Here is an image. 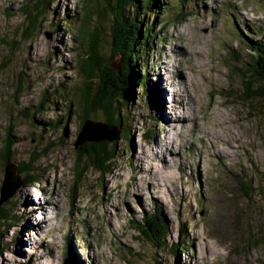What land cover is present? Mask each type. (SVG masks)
<instances>
[{"label": "rangeland", "instance_id": "rangeland-1", "mask_svg": "<svg viewBox=\"0 0 264 264\" xmlns=\"http://www.w3.org/2000/svg\"><path fill=\"white\" fill-rule=\"evenodd\" d=\"M23 1L0 0V185L5 168L1 146L9 125L14 137L9 155L23 163L35 159L31 164L39 181L22 183L7 199L16 204L8 207L20 220L1 238L6 246L0 264H63L65 257L73 264H173V255L155 249L132 222L155 203L168 227L167 243L185 238L179 264H264V99H244L241 75L250 74L249 66L230 56L243 45L235 25L240 31L264 26V0H184L179 21L160 19L156 30L164 42L151 48L148 64L162 89L164 108L151 113L155 121L133 122L129 143L120 131L115 142L122 145L108 172L85 158L77 162L75 116L80 108L72 95L65 97L75 104L64 122L66 138L43 156L29 154L40 129L31 124L28 108L64 75L69 77L65 89L74 97L85 88L105 96L101 88L97 91L102 84L96 69L90 71V84L79 74L69 45L75 32L68 31L62 14L76 11V23L87 12L90 28L101 15V49L111 62L117 50L113 47L112 53L104 34L113 35L112 5L108 0L96 8L95 0H57L50 5L57 15L48 11L45 20L40 17L42 25L29 37L24 36ZM175 2L169 0L171 6ZM86 50L82 55L90 63L91 50ZM247 80L257 85L251 74ZM42 113L64 121L65 111L53 105ZM147 128L154 133L150 139L143 136ZM43 133L52 140L59 136ZM26 225L28 230L11 243Z\"/></svg>", "mask_w": 264, "mask_h": 264}, {"label": "trees", "instance_id": "trees-1", "mask_svg": "<svg viewBox=\"0 0 264 264\" xmlns=\"http://www.w3.org/2000/svg\"><path fill=\"white\" fill-rule=\"evenodd\" d=\"M56 1L57 0L23 1L20 10L24 16V20H28L25 28L27 33H25L24 36L31 37L35 34L34 32L38 31V28L42 25L39 19L43 17L45 20L48 17V11H51L53 15H57L56 8H50V5ZM174 1H177V3L175 2L173 3L174 5L172 4L173 6H171L169 0H108V4L110 6L112 5L113 35L104 34V36H109L108 39L112 46V53L115 52L113 50L114 47L117 50L115 53L119 52L121 54L120 73L109 66V61L106 60L105 54H103V50L101 49L100 34L103 31V23H100L99 26L97 24L90 28L92 17L90 19L87 12L83 17L81 15V22L76 23L74 22L76 11L71 13L65 10L63 12L62 20L63 22L67 21L68 25L66 26L68 31L71 33L75 32L74 36L69 39L71 42L69 45L75 49L73 55L78 59L75 61V64L79 66L78 72L84 76L86 85L90 84L87 80L91 79L93 75L91 69H96L98 71V75H96L98 84H102V87L99 85L97 91H100L101 88V93L105 94V96L100 95L98 92L93 94L90 92L89 88H85L84 91H81V96L77 98L74 97L70 89H68V91L65 89L69 86V83H66L69 77L66 75L56 82L55 87H53L49 93H47V91L50 85H47L38 102L28 108V110H31V117L34 118L31 124L35 128L40 129L37 134L39 137H35V145L29 154L36 155L34 157L43 156L47 154L49 150L62 144V140L66 138L67 132L64 122L68 120L72 110L75 112V108H73L75 106L73 98L77 101L78 107L80 108L75 116L79 121V125L74 142L82 129L84 121L92 119L90 116L91 113L95 115L93 117L95 121L99 118V121L118 125L121 131V134H119L123 136L128 143L132 139L130 131L133 128V122L137 119L150 118L153 120L151 113L161 109L163 95H161L162 89L157 87V81H153L151 78L153 68L148 64V58L151 48L160 42H164V39H162L163 37L160 36V31L156 30L157 23L160 19L166 21L168 16H172L173 20L171 22H176L182 18H179V16L182 15V3L184 0ZM95 4L96 8L97 5L99 6L101 4V0H95ZM175 10H178V12L170 15V11L174 12ZM9 12L8 10L5 11L7 15H9ZM59 22L61 21H53L51 24L53 25L52 28L56 29ZM233 24L234 22H232V26L234 27ZM235 27L243 44L242 51L235 55L230 54V56L236 62L246 60V64L249 66L248 72L254 77L255 81H257V85L250 84L247 80L250 74L245 76L241 75V82L245 89V95H243V97L246 101L254 98L263 100L264 26H257L254 29L250 28L251 30L249 27H246L245 29L248 34L244 33L245 29L240 31L239 26L235 25ZM86 46L87 49L91 50L92 54L91 57H89L90 63H88L87 59L82 55V53H88ZM53 54L56 55V57L58 55L60 56L61 50L56 49ZM57 58L59 59V57ZM238 70H241V68ZM22 76L23 75H20L21 78H23ZM19 84V88H23L21 81ZM68 94L72 95L73 98L69 100L66 99L65 97ZM228 96L231 95L229 94ZM51 104L55 108L65 111L63 116L64 121L55 113L53 116L47 118L43 115V107L46 105L52 106ZM97 112H101L103 116L97 117ZM37 115L39 118H37ZM45 131L57 133L59 135L57 140L48 138V135L44 137L43 132ZM143 136L150 139L154 136V133L150 128H147ZM118 137L116 140H118ZM13 140V128L12 125H9L7 127V135L3 139V144L1 146L3 167H5L7 161L15 162L17 164L16 172L20 175L22 183L25 185L37 183L39 181V175L37 172H33V164H31L35 159L23 163L22 159L14 161L15 159L13 160L12 156L9 155L8 151ZM118 146L117 141L112 144H96L84 141L76 147L77 162L85 158L84 160L91 162L95 167L101 169L105 167L104 170L108 172L111 170L109 166H112V162L118 153ZM84 170L85 168H81L80 171L76 173L77 177L82 176ZM9 202L10 201L5 200L2 204L4 206L0 207V254H2V249L6 246L1 238L8 231L7 228L20 220L17 214L9 211L8 206L13 204L16 206V204L14 202ZM28 214H30L29 211L25 212V216ZM132 222L136 225V229L140 231L143 237L153 244L155 249L158 248L169 251V254L173 255L175 260L173 264H179V256H181L182 252H184L187 247V244H184L185 238L179 236L177 241L170 244L167 243L166 235L168 227L158 203H155L154 207L149 211L143 212L139 221ZM183 228L186 230L185 225ZM25 230H28L27 225L19 234L12 237L11 243L16 244L18 238L22 236Z\"/></svg>", "mask_w": 264, "mask_h": 264}, {"label": "water", "instance_id": "water-1", "mask_svg": "<svg viewBox=\"0 0 264 264\" xmlns=\"http://www.w3.org/2000/svg\"><path fill=\"white\" fill-rule=\"evenodd\" d=\"M106 0H104L105 2ZM98 17V26L100 23H105L104 19ZM105 27V26H104ZM49 36V34H48ZM111 62L109 66L113 69H116L118 73H120V59L121 54L115 53L110 56ZM114 60V61H113ZM120 133V129L118 125L114 123H107L104 121H95L92 119H87L84 121L82 129L78 135V140L75 142V147H78L84 141H88L91 143H107L112 144L115 142L117 136ZM17 164L15 162L7 161L4 168V178L0 185L1 197L0 203L7 200L11 197L14 192L20 187L22 184V180L20 175L16 172ZM63 264H73L70 259L67 257L64 258Z\"/></svg>", "mask_w": 264, "mask_h": 264}, {"label": "bare ground", "instance_id": "bare-ground-1", "mask_svg": "<svg viewBox=\"0 0 264 264\" xmlns=\"http://www.w3.org/2000/svg\"><path fill=\"white\" fill-rule=\"evenodd\" d=\"M245 38V37H244ZM167 82H169V79H167ZM173 91V90H172ZM162 92V91H161ZM164 108V106H161V110ZM240 116V115H239ZM241 117V116H240ZM240 119V118H239ZM238 119V120H239ZM169 126V128H170V130H172V129H174L175 128V125L174 124H169L168 125ZM169 143V142H168ZM239 148V147H238ZM81 178V177H80ZM155 179V178H154ZM166 181V180H165ZM172 182V181H171ZM30 184V183H29ZM71 200V199H70ZM29 213H31V210H29Z\"/></svg>", "mask_w": 264, "mask_h": 264}, {"label": "clouds", "instance_id": "clouds-1", "mask_svg": "<svg viewBox=\"0 0 264 264\" xmlns=\"http://www.w3.org/2000/svg\"><path fill=\"white\" fill-rule=\"evenodd\" d=\"M164 99V98H163Z\"/></svg>", "mask_w": 264, "mask_h": 264}]
</instances>
